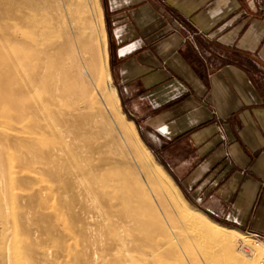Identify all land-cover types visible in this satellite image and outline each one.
Listing matches in <instances>:
<instances>
[{"label":"crops","instance_id":"obj_1","mask_svg":"<svg viewBox=\"0 0 264 264\" xmlns=\"http://www.w3.org/2000/svg\"><path fill=\"white\" fill-rule=\"evenodd\" d=\"M99 1L119 101L156 161L206 212L264 239L261 6Z\"/></svg>","mask_w":264,"mask_h":264},{"label":"bare ground","instance_id":"obj_2","mask_svg":"<svg viewBox=\"0 0 264 264\" xmlns=\"http://www.w3.org/2000/svg\"><path fill=\"white\" fill-rule=\"evenodd\" d=\"M93 3L105 38L97 0H0V17L12 16L20 35L7 32L5 27L0 30V39H15L26 45L25 49H13L8 43L0 47L1 89L5 97L9 96L7 104L17 118H28L34 132L45 131L50 136L32 141L33 155L38 157L36 169L48 175L49 199L57 193L69 198L66 206L80 227L77 246L82 264H169V259L182 264L185 241L179 235L172 236L173 221L155 189L160 178L149 174L139 159L133 157L135 164H131L122 151L121 159L111 156V145L94 142L97 125L93 119L79 118L64 104L67 77L73 78L84 96L89 97V92L98 90L99 79L104 76L120 103L110 70L101 66L97 42L86 32L94 26L90 8ZM109 125L104 126L106 133L112 132ZM119 129L123 141L129 143L128 130L122 125ZM138 140L144 145L139 137ZM113 143L121 146L117 139ZM4 178L0 174V183ZM9 210L5 197L0 201V262L24 264L17 244L38 230L21 228L20 217L8 216ZM183 216L191 236L222 245L225 256L216 264H264L263 239L251 241L237 228L209 219L208 223L199 222L185 213ZM160 235L163 240L157 238ZM67 239L51 237L50 246L40 251L44 258L36 256L31 264H56L72 248ZM245 247L251 250L250 256L245 255Z\"/></svg>","mask_w":264,"mask_h":264},{"label":"rangeland","instance_id":"obj_3","mask_svg":"<svg viewBox=\"0 0 264 264\" xmlns=\"http://www.w3.org/2000/svg\"><path fill=\"white\" fill-rule=\"evenodd\" d=\"M97 1L101 7V2L99 0ZM254 2L260 5L262 11H264V0H254ZM90 8L94 13V26L91 31L86 30V32L91 33L97 42L98 57L102 64V68L104 70L108 68L111 71L109 68V56L107 51V36L105 38L103 37L100 24H98V8L95 3L90 4ZM101 11L103 12V10ZM103 23L106 31L104 15ZM2 24L3 26H1ZM15 24V20L12 16L5 19L1 18L0 30L7 27V32H17L20 38L19 32L14 28ZM36 37L35 42L38 43L39 37ZM6 43H8L7 46L13 49H25L26 47L25 43L15 41V39H0V47ZM112 83H114L113 78L111 80V84ZM64 88V104L70 113L73 111L79 118L93 119L97 125L94 138L96 144L101 146L111 145L110 149H108L112 152L110 151L109 153L116 159L123 158L124 154H126L125 156L128 159L130 158L131 164H135L134 158L139 159L141 164L144 165V169L149 172V174L153 177L160 178V183L156 185L155 189L164 203L165 212L170 215L171 221H173L174 227L171 231L172 236L179 235L185 241V252L183 251L184 261L182 264H216L218 260H223L225 253L223 252L222 245L212 240L204 238L202 240V238L197 239L191 236L189 223L183 215L184 213L189 214L199 222L208 223L207 219H209L215 223L227 225L235 229L237 227L225 223L206 212L199 204L191 199L178 181L172 178L170 171L156 161L153 151L146 145L143 135H141L139 123L126 113L121 100L119 103L116 96L114 97V93L109 87L107 77L104 76L99 79L98 90L89 92V97L84 96L82 91L76 86L75 80L71 77H67ZM8 100L9 96L8 98L4 96L0 85V174L2 178L5 177L0 183V185H2V187L0 186V190H2L0 191V201L6 197L10 209V212L8 211L9 213L7 214L8 216H19V225L21 228L25 227L32 231L38 230L30 239L21 240L17 244L23 263L31 264L36 256L42 260L44 256L40 254V251L50 246V238L61 239L65 237L68 238L67 241L72 245V248L70 252L61 257L56 264H82V256L79 253V246H77L80 242V227L75 223L72 210L66 206V202L69 201V198L63 197L60 193H57L53 199H49L46 191L49 182L48 175L46 172L36 169L38 157L35 158L33 155L34 139L37 138L43 141L50 136L45 131L34 132L28 118H17L14 109L7 104ZM131 120L133 121L135 129L131 126ZM108 125L110 129H113L112 132L106 133L104 126ZM121 125L128 130L129 143L123 141L121 137L120 133H122V131L120 129L118 130ZM114 129L117 131L113 132ZM115 133L118 134L116 135ZM138 137L144 145L140 143ZM115 139L121 142V146L119 145L118 147L113 143ZM146 149L151 153L153 159ZM120 151L124 154H121ZM155 162H157L158 165ZM163 170H166L167 172H165L168 175ZM4 182L5 184H3ZM29 211H31V213ZM21 215H23L22 218ZM24 215L29 216V219L24 217ZM161 216H164L163 212ZM237 229L240 232H244L251 241L263 239V237L252 234L250 231L240 228ZM157 238L159 240L164 239L161 235ZM244 250L245 255H251V250L249 248L245 247ZM168 262L169 264H181L174 259H169ZM0 264L4 263L0 262Z\"/></svg>","mask_w":264,"mask_h":264}]
</instances>
